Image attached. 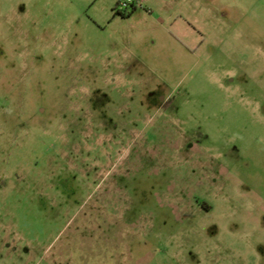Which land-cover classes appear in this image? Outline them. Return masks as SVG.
Masks as SVG:
<instances>
[{"label":"rangeland","instance_id":"374dc122","mask_svg":"<svg viewBox=\"0 0 264 264\" xmlns=\"http://www.w3.org/2000/svg\"><path fill=\"white\" fill-rule=\"evenodd\" d=\"M0 0V264H264V0Z\"/></svg>","mask_w":264,"mask_h":264},{"label":"built area","instance_id":"2783aa9c","mask_svg":"<svg viewBox=\"0 0 264 264\" xmlns=\"http://www.w3.org/2000/svg\"><path fill=\"white\" fill-rule=\"evenodd\" d=\"M132 6H138L137 0H121L117 10L120 13H126Z\"/></svg>","mask_w":264,"mask_h":264},{"label":"flooded vegetation","instance_id":"af4514ba","mask_svg":"<svg viewBox=\"0 0 264 264\" xmlns=\"http://www.w3.org/2000/svg\"><path fill=\"white\" fill-rule=\"evenodd\" d=\"M135 9H136V6H132L126 13H120V12L118 13L124 15V14H127L130 10L134 11Z\"/></svg>","mask_w":264,"mask_h":264},{"label":"crops","instance_id":"0c3cea01","mask_svg":"<svg viewBox=\"0 0 264 264\" xmlns=\"http://www.w3.org/2000/svg\"><path fill=\"white\" fill-rule=\"evenodd\" d=\"M41 264H48V263H46V262H42Z\"/></svg>","mask_w":264,"mask_h":264},{"label":"trees","instance_id":"16d2710c","mask_svg":"<svg viewBox=\"0 0 264 264\" xmlns=\"http://www.w3.org/2000/svg\"><path fill=\"white\" fill-rule=\"evenodd\" d=\"M120 14V13H119ZM124 17H125V15H124Z\"/></svg>","mask_w":264,"mask_h":264}]
</instances>
